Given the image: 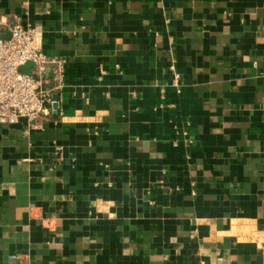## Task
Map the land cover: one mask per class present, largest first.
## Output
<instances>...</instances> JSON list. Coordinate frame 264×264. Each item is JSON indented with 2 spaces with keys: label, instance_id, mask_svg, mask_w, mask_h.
Here are the masks:
<instances>
[{
  "label": "crops",
  "instance_id": "obj_1",
  "mask_svg": "<svg viewBox=\"0 0 264 264\" xmlns=\"http://www.w3.org/2000/svg\"><path fill=\"white\" fill-rule=\"evenodd\" d=\"M66 59L0 122V264H264V0H0Z\"/></svg>",
  "mask_w": 264,
  "mask_h": 264
},
{
  "label": "built area",
  "instance_id": "obj_2",
  "mask_svg": "<svg viewBox=\"0 0 264 264\" xmlns=\"http://www.w3.org/2000/svg\"><path fill=\"white\" fill-rule=\"evenodd\" d=\"M9 33V37L3 34ZM27 62L33 65L21 71ZM66 59L49 56L39 30L21 19L0 18V122L26 120L39 126L55 110L54 94L64 83Z\"/></svg>",
  "mask_w": 264,
  "mask_h": 264
},
{
  "label": "water",
  "instance_id": "obj_3",
  "mask_svg": "<svg viewBox=\"0 0 264 264\" xmlns=\"http://www.w3.org/2000/svg\"><path fill=\"white\" fill-rule=\"evenodd\" d=\"M3 37H9V33L3 34ZM32 65H33L32 62H27L25 65L20 67V70L21 71H25V70L29 69ZM54 99H55V102L53 103V106H54V108L56 110L58 108V106H59V100H58L59 99V94L58 93L54 94Z\"/></svg>",
  "mask_w": 264,
  "mask_h": 264
}]
</instances>
